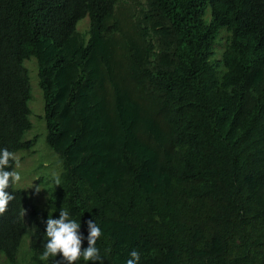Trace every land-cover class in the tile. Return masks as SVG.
<instances>
[{"label": "trees", "instance_id": "obj_1", "mask_svg": "<svg viewBox=\"0 0 264 264\" xmlns=\"http://www.w3.org/2000/svg\"><path fill=\"white\" fill-rule=\"evenodd\" d=\"M30 81L61 184L43 214L6 189L0 264H67L43 258L61 209L104 264L117 233L146 264H264V0H0V149L34 145Z\"/></svg>", "mask_w": 264, "mask_h": 264}, {"label": "rangeland", "instance_id": "obj_2", "mask_svg": "<svg viewBox=\"0 0 264 264\" xmlns=\"http://www.w3.org/2000/svg\"><path fill=\"white\" fill-rule=\"evenodd\" d=\"M204 17L206 20L209 19V8L206 9ZM88 26V16L80 19L77 23V29L82 34H87ZM224 32L225 28L221 27L217 33L213 45V57H211L214 62H217L223 53L225 45ZM30 60H33L35 63V59L30 57L24 61V65L26 66V62ZM29 67L33 69V63H30ZM30 95L28 105L30 108L29 119L31 126L24 132L23 140L34 139L35 142L32 149H22L15 152L20 162V167L15 170L20 173L22 179L14 185V188L24 189L36 210L40 214H43L45 211L46 197L55 188V178H59L61 167L60 158L45 143L46 128L40 87L38 86L36 88L35 84H33ZM37 188H40L39 192L36 191ZM116 237H118L116 264H127V260L130 258L129 254L133 249L141 253L140 264H146L145 255L147 251L136 244L131 246L130 235L117 233ZM26 242L27 237H24L21 249L24 248ZM0 254L2 253L0 252ZM158 264L162 263L159 262Z\"/></svg>", "mask_w": 264, "mask_h": 264}, {"label": "clouds", "instance_id": "obj_3", "mask_svg": "<svg viewBox=\"0 0 264 264\" xmlns=\"http://www.w3.org/2000/svg\"><path fill=\"white\" fill-rule=\"evenodd\" d=\"M14 162V166L13 163ZM20 167V162L14 152H10L7 148L0 149V215L6 213L8 205L15 199V196L6 191L12 188L22 177L15 169ZM13 168L12 171L5 170ZM55 184L60 185L61 181L55 178ZM37 192L40 188L36 189ZM88 247L82 249V241L84 236L80 232L81 224L69 218V213L63 209L60 210L59 219H52L51 215L47 220L46 236L47 242L44 244L45 251L43 258L49 256L56 257L62 254L67 264H75L81 257L84 261L92 262V264H104V258L100 255V250L96 246L98 240L102 237V230L96 222L89 220L88 222ZM130 258L127 264H140L141 253L135 249L130 252Z\"/></svg>", "mask_w": 264, "mask_h": 264}]
</instances>
